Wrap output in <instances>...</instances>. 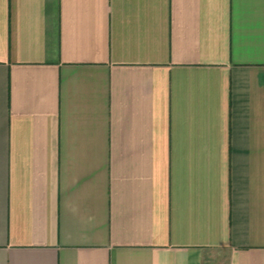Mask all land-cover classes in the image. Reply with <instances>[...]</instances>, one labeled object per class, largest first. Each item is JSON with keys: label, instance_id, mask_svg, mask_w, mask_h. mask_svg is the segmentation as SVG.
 Wrapping results in <instances>:
<instances>
[{"label": "crops", "instance_id": "obj_1", "mask_svg": "<svg viewBox=\"0 0 264 264\" xmlns=\"http://www.w3.org/2000/svg\"><path fill=\"white\" fill-rule=\"evenodd\" d=\"M0 264H264V0H0Z\"/></svg>", "mask_w": 264, "mask_h": 264}]
</instances>
